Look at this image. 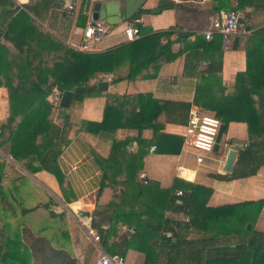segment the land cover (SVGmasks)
Instances as JSON below:
<instances>
[{"label":"crops","instance_id":"crops-1","mask_svg":"<svg viewBox=\"0 0 264 264\" xmlns=\"http://www.w3.org/2000/svg\"><path fill=\"white\" fill-rule=\"evenodd\" d=\"M16 1L19 4L16 3L17 7L33 10L27 12L40 25L39 30L54 42L49 44L41 33L40 36L31 33L26 44L15 30L8 39L0 40L9 51L10 61L20 57L18 47L23 46L25 50L32 48L35 51L29 61L32 68L52 69L67 56L65 48L76 50L85 29L92 23H103L106 29L97 52H105L128 43L124 30L132 23L131 19L139 14L138 24L146 28L149 35L163 32L174 34L171 38L163 37L157 47L151 49L153 51L148 60L149 68L144 69L136 79L128 78L129 63L115 73L108 74L114 78L111 83L106 80V74H98L90 81V85L97 88L87 93L83 102L73 101L71 107L64 110L63 114H67L73 126L69 143L58 159V166L64 175L63 186L52 173L45 170L33 173L11 156L9 138L20 118L14 121L11 128H5L11 117L10 92L5 86L6 78L0 77L3 83L0 87V154L3 157L0 162L6 160L1 179L3 199L0 203V245L16 240L18 234L24 236V230H31L34 233L40 232L55 248H63L72 257L79 259L81 264H100L101 255L111 256L89 233L91 226L89 227L88 222H91V217L84 213L88 212L93 216L97 204L105 205L119 193L120 188L108 187L98 200L104 178L100 159L110 157L114 142L128 141L130 152L136 153L141 149L145 154L139 180L158 183L162 189H170L177 181L180 190L187 193L191 192L190 188L197 186L194 188L200 195L199 212L206 214V218L199 221L198 227L191 226L180 233L183 239L194 246L183 244L181 250L163 246L160 251L155 250L150 264H203L202 261L206 259L214 260L210 264H222L223 258L240 257L237 246L245 242L252 233L246 229H250L253 224L254 231L264 233V166L256 175L240 179L232 176L233 171L228 173L224 170L228 151L234 148L233 145L238 144L237 147L244 149L252 139L249 124L244 120L224 124L226 129L218 151L209 154L202 164L197 162L184 135L189 117L187 106L199 108L195 103L197 86L200 84L204 87L206 82L205 77L199 80V76H185L188 54L185 44L188 41L194 42L197 35H203L205 30L210 29L217 15L237 9L242 21L241 32L228 42L222 40L219 47L223 54L222 72L213 78L220 79L225 90L222 91L218 82H215L213 88L205 89L213 99L224 102L227 96L233 97L236 94L239 75H246L251 71L252 76L247 77L249 80L255 77V81H264V72L260 73L254 60V64L250 66L246 51L248 40L257 31L264 30V0H169L176 7L160 14L141 12L158 8L163 0H142L129 20H123L114 26L94 20L92 8L95 1L91 2L87 11V0H75L76 8L73 12L62 11L66 0H29L25 5ZM181 34L191 36L187 41ZM237 37L240 40L235 47ZM165 45L167 46L164 47ZM217 49L215 46L211 52L215 53ZM207 65V61L203 62L199 72H203ZM17 66L22 65L13 66L15 69L8 72V80L14 86H18L20 82L21 72L16 69ZM156 69V77H146L154 75ZM37 72L39 74V71H34L33 79L38 76ZM208 78L209 82L212 81V78ZM104 82L108 84V89L100 90L99 84ZM140 94L151 95L164 107L165 112L156 123L164 126L156 136L151 127L142 131L118 127L125 98ZM254 99L257 100V97L254 96ZM167 104L170 105L169 116L166 114ZM236 105L237 101L231 109L239 107ZM127 108L131 110L132 107ZM256 109L255 114H260L259 104ZM173 110L179 112L177 118ZM89 122L100 123L102 132L93 134L86 131L83 124ZM253 133L256 139H264L260 129ZM180 146L182 148L176 153ZM239 152L240 150L234 168ZM37 166L38 164H34V167ZM206 189L212 190V194L204 206ZM50 201L51 208L46 209L45 205ZM259 202H263L260 213ZM216 209L221 211H213ZM27 210L32 211L26 213ZM51 212L55 215L51 216ZM172 217L181 221L190 219L184 213L174 214ZM247 222L248 227L245 226ZM123 237L120 234V238ZM23 242L25 243L24 239ZM227 243L230 246L225 250L224 245ZM3 248V252L7 251L5 246ZM146 258V254L142 252L129 250L124 256V264H146ZM234 260L232 264L251 263L247 256Z\"/></svg>","mask_w":264,"mask_h":264},{"label":"trees","instance_id":"trees-1","mask_svg":"<svg viewBox=\"0 0 264 264\" xmlns=\"http://www.w3.org/2000/svg\"><path fill=\"white\" fill-rule=\"evenodd\" d=\"M175 7L176 4L173 1L163 0L158 8L141 13L160 14L166 9ZM27 10L33 11L29 8ZM27 10L17 7L14 0H0V40L8 39L11 32L15 30L18 31V36L26 41V44H28V36L31 33L37 36L42 34L47 43L54 44L50 36L39 30L38 26L40 25H37ZM233 11H237V9ZM139 15L132 18V22H135ZM137 25L140 28V39L105 52L85 53L65 48L67 56L61 62L56 63L52 69L32 68L29 61L35 51L32 48L25 50L23 46L18 47L20 57L10 61L8 49L0 43V77L6 78L5 86L10 92L11 117L5 128H11L14 121L20 118L16 129L11 131L9 138V152L14 160L22 163L33 173L42 170L52 173L63 186L64 175L58 166V159L69 143L73 125L66 113L61 115V107L57 108L50 102L53 89L59 87L63 93L73 92V101L81 103L87 93L97 88L91 86L90 81L98 74L115 73L119 68L129 63L128 78L136 79L144 69L149 68L148 60L153 51L151 49L157 47L163 37L171 38L174 34V32H163L149 35L146 28ZM181 35L187 41L191 36L190 34ZM222 40V35L215 34L211 41L206 40L204 35H197L194 42L188 41L185 44L188 51L185 76H199V80L205 77L206 85L203 87L198 84L195 100L202 113L217 117L225 125L231 121L244 120V122H248L252 139L244 149L240 150L237 164L232 173L234 178L240 179L256 175L259 169L264 166V139H256L253 133L256 129H260V134H264V81H255V77L249 80L248 78L253 73L250 71L246 75H239L236 94L232 95L233 97L227 96L224 102L213 99L207 92L213 88L215 82L221 85L220 79L213 78L222 72L223 54L219 48ZM16 46L18 45L16 44ZM215 46L218 49L213 53L211 50ZM246 51L250 66L255 62L260 68V73L264 72V30L257 31L248 40ZM22 54L26 56L23 57ZM205 61L208 62L207 67L203 72H199L200 65ZM17 64L22 65L16 67L21 75L18 86H14V83L8 80V72L15 69L13 66ZM34 71H39V74L36 73L38 75L36 79L32 78ZM156 75L157 69L154 75L146 77H156ZM208 77L212 78V81L209 82ZM2 85L3 83L0 81V87ZM221 89L225 90L222 85ZM255 89L263 92L257 93L254 91ZM254 96L257 97V100L254 99ZM235 101L239 107L233 110L231 107H235ZM257 104H259L260 114H255ZM127 106H131V110ZM190 108L191 106H187L188 113ZM164 112L161 102L153 99L151 95L128 96L125 98L123 110L119 116L118 127L134 128L140 131L151 127L154 136H156L163 129L164 125L156 123ZM173 113L177 118L179 112L173 110ZM166 114L168 116L170 114L169 104H167ZM83 127L93 134L101 133L103 128L100 123L91 122L83 124ZM129 144L128 141L114 142L110 157L100 159L104 178L98 193V200H100L104 189L108 187L120 188V191L109 203L97 204L91 217L90 226L97 232L100 244L111 256L124 257L129 250L139 251L146 254V264H150L155 250L160 251L163 246H169L176 250H181L183 244L194 246L193 243L183 239L184 237L180 233L183 229H190L191 226L198 227L199 221L204 220L206 214L199 212L200 195L195 189L197 186L190 188V193L184 191L182 196H178L177 192L183 190H180L177 181L170 189H162L158 183L139 180L145 154L141 149L136 153L130 152ZM181 148L182 146L176 153ZM2 158L0 154V159ZM5 161L0 162V203L3 199L1 197L3 189L1 179L6 165ZM34 164H38V166L34 167ZM211 194L212 190L206 191L204 206ZM257 204L260 205V213L263 202ZM51 205L50 201L45 205V208L50 209ZM219 210L213 211L219 212ZM31 211L27 210L26 213ZM205 212L207 213L208 210ZM180 213L189 215L190 219L181 221L172 217V215ZM54 215L51 212V216ZM248 224L247 222L245 226ZM122 228H125L123 233ZM253 229L252 224L250 229H246L247 232H252L251 235L245 242L237 246L241 256L223 258L222 264H232L235 262L234 259L246 256L249 257L250 264H264V233ZM23 234L22 237L21 234H18L14 241L0 245V264H81L79 259L72 257L63 248H55L40 232L24 230ZM120 234H123L124 237L120 238ZM113 239L115 240L112 242ZM174 239H177V242H174ZM3 246L7 248V251L3 252ZM229 246L230 244H225L224 249L227 250ZM211 261L214 260L206 259L202 263L210 264Z\"/></svg>","mask_w":264,"mask_h":264},{"label":"built area","instance_id":"built-area-1","mask_svg":"<svg viewBox=\"0 0 264 264\" xmlns=\"http://www.w3.org/2000/svg\"><path fill=\"white\" fill-rule=\"evenodd\" d=\"M16 1V0H14ZM15 3L18 4L16 1ZM19 5V4H18ZM20 7V6H19ZM22 9V7H20ZM76 8L75 0H66L62 6L63 12H73ZM138 21L128 24L124 30L125 38L128 42H133L141 38ZM242 21L239 12L231 11L217 15L210 29L203 32L206 40L211 41L215 34L222 35L225 42L241 32ZM106 34L103 23H92L84 31L83 38L77 51L92 53L96 52L99 43ZM106 80L111 83L114 81L113 76L106 74ZM63 91L59 87L53 89L50 96V102L55 107H60ZM222 126V122L215 116L202 113L199 108L192 106L189 110L188 124L185 127V137L187 143L191 146L195 158L199 164H202L207 156L214 152L217 138ZM144 179V178H143ZM183 191H178L177 195L182 196ZM89 233L99 242L100 237L94 229H89ZM170 236V234H169ZM100 264H124L125 260L122 256L101 255Z\"/></svg>","mask_w":264,"mask_h":264},{"label":"water","instance_id":"water-1","mask_svg":"<svg viewBox=\"0 0 264 264\" xmlns=\"http://www.w3.org/2000/svg\"><path fill=\"white\" fill-rule=\"evenodd\" d=\"M21 5L28 4L29 0H19ZM94 2L93 16L94 20L104 21L111 26L120 24L123 20H129L135 12L137 6L142 4V0H87L86 10L89 11L91 2ZM125 3V4H124ZM111 18V19H110ZM240 38L237 37L235 40V47L238 46ZM100 90H107L108 84L106 82L99 84ZM74 93L66 91L63 93L62 100L60 103L61 115H63L64 110H67L71 107L73 103ZM226 126L222 124L218 138L217 144L214 151H218L219 145L222 141ZM238 145V144H237ZM236 144L233 145L234 148L228 151L227 160L225 163L224 170L225 172H232L237 158L238 150H242L243 147L239 148ZM238 149V150H237ZM88 217L92 215L88 212L84 213Z\"/></svg>","mask_w":264,"mask_h":264},{"label":"rangeland","instance_id":"rangeland-1","mask_svg":"<svg viewBox=\"0 0 264 264\" xmlns=\"http://www.w3.org/2000/svg\"><path fill=\"white\" fill-rule=\"evenodd\" d=\"M32 1H33V0H32ZM254 91L257 92V93H259V92H263V91H261V90H259V89H255ZM88 223H89V227H90V223H91V222H88ZM247 227H248V226H247ZM123 232H125V228H123L122 233H123Z\"/></svg>","mask_w":264,"mask_h":264}]
</instances>
